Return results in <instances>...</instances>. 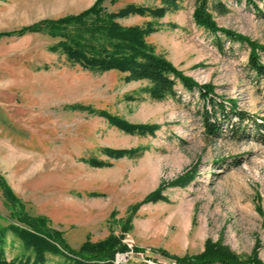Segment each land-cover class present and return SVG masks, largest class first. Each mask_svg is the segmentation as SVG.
I'll list each match as a JSON object with an SVG mask.
<instances>
[{
	"label": "rangeland",
	"instance_id": "rangeland-1",
	"mask_svg": "<svg viewBox=\"0 0 264 264\" xmlns=\"http://www.w3.org/2000/svg\"><path fill=\"white\" fill-rule=\"evenodd\" d=\"M96 1L0 0V264H67L47 250L34 261L11 227L27 228L29 217L73 251L114 242L113 264H179L207 250L264 264V129L217 111L221 130L210 136L201 112L211 107L196 88L177 82L174 95L154 100L147 80L83 67L50 49L58 38L24 32ZM201 1L101 4L113 13L145 8L116 21L153 24L150 53L208 85L224 110L232 102L263 124L264 78L247 60L254 43L264 65V0H205L217 31L196 21ZM157 8L162 15L149 12ZM110 117L153 131L126 133Z\"/></svg>",
	"mask_w": 264,
	"mask_h": 264
},
{
	"label": "trees",
	"instance_id": "trees-1",
	"mask_svg": "<svg viewBox=\"0 0 264 264\" xmlns=\"http://www.w3.org/2000/svg\"><path fill=\"white\" fill-rule=\"evenodd\" d=\"M101 3L102 0H97L90 8L75 15H67L54 20H42L26 28L24 32H38L58 38L57 42L50 46V49H60L68 60L83 67L94 70L117 69L129 73L134 79L147 80L152 84L149 96L154 100H161L166 95H174L177 82H180L189 91L196 88L203 104L209 103L211 107L210 111L203 107L201 112L202 123L210 136H215L221 130L220 118L216 116L217 111L225 116L232 113L237 116L239 122H243L247 118L256 130L264 129V123L256 122L252 117H247L243 111L236 110L232 102L228 110H224L223 103L216 100L208 85L196 84L176 70L169 62L150 53L144 37L154 29L153 24L148 22L143 28L125 27L116 21V18L124 13H144L145 8L129 6L113 13L106 10ZM214 7L219 12L224 11V6L220 2L215 3ZM161 9L163 10V8H157L149 12L160 16L162 15ZM195 19L205 28L217 31L211 17L206 12L205 0L201 1L199 8L195 11ZM219 31H223L224 35L232 40L243 41L241 36L230 33L228 30L219 29ZM250 46L252 49L248 55L247 67L253 70L257 76L264 78V65L253 50L255 44L250 43ZM259 48L263 50L264 46ZM110 118L117 128L126 133L143 135L153 131L152 126L134 125L116 117ZM211 118H213L212 121ZM6 194L8 196V193ZM8 198L10 197L8 196ZM22 221L28 226L27 228H15L12 225L11 227L21 236L25 246L33 249L35 262L42 259V253L47 250L62 254L67 264H113L110 259L114 254L115 243L112 241L94 245L84 243L78 251H73L44 225L43 219L29 217ZM54 242L63 245L67 252L59 250ZM178 263L263 264L255 259L247 262L241 261L223 251L214 252L212 250L204 251L199 255L192 256L191 259H185Z\"/></svg>",
	"mask_w": 264,
	"mask_h": 264
}]
</instances>
